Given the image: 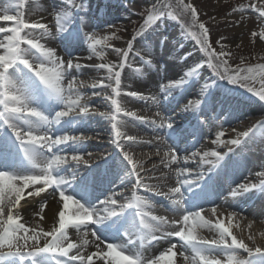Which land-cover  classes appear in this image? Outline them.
<instances>
[{
  "label": "snow or ice",
  "instance_id": "1",
  "mask_svg": "<svg viewBox=\"0 0 264 264\" xmlns=\"http://www.w3.org/2000/svg\"><path fill=\"white\" fill-rule=\"evenodd\" d=\"M30 2L14 0L0 13V264H264V247H252L233 234L231 221L235 211L214 222L203 214L205 204L211 206L214 216L218 207L211 198L213 174L223 167L228 153L217 149L241 146L255 136L257 129L264 131V121L244 131L233 128L236 135L232 139H224L225 131H218L212 140L216 147L210 150L191 151L180 157L178 150L168 147L160 159L167 171L160 175H155V165L146 171L144 162L126 150L139 141L122 131L124 118L128 117L141 124L150 123L154 130L166 128L173 144L181 136L195 137L206 122L202 116L215 112L217 106L223 114L225 105L231 104V90L219 99V82L238 86L264 102V63L244 65L242 61L233 67L229 63L232 53L223 42L226 38L212 41L211 29L201 19L193 0H153L141 14L142 23L125 42L126 47L112 43L121 40L117 33L124 31L114 25H108L115 28L110 34L84 33L88 49L85 57H73L69 50L81 40L85 18L77 13L86 10L82 0H62L65 6L55 12V33L39 19H25V8ZM249 11L260 21L259 30L251 31V39L253 43L257 39L264 42V0H252L247 7H232L227 15L239 14V23L243 24L244 14ZM165 19L177 21L182 34L195 41L202 55L193 58L189 52L181 57L185 64L181 73L158 86L162 103L156 95L125 92L122 73L125 68H133L134 74L142 73V68L130 64L133 54L144 67H154L152 59L135 50V44ZM56 35L65 44L67 59L45 43ZM166 41L167 38L159 39V46L166 47ZM109 49L118 62L108 61ZM82 59L98 62L82 64ZM88 67L104 73L88 86L93 89V96H103L110 102L109 112H98L83 102L85 94L81 89L86 81L78 77ZM206 69L214 78L200 83L201 72ZM125 95L145 104L151 100L158 119L128 111L121 99ZM176 95L186 102L181 106L177 101L170 107ZM177 108L181 113H190L195 124L177 127L174 117L167 114ZM96 115L109 124L111 143L119 150V163L113 159V165L125 177L134 178L130 197L116 190L96 195L95 185H102L106 176L81 175V168L85 173L93 169V154L87 150V142L94 137L85 129L87 121ZM160 154L158 147L156 155ZM110 156L106 153L99 158L107 165ZM256 175L262 177L259 183L230 187L225 202L257 190L264 193V171ZM173 177L174 184H169ZM141 189L170 201L167 208L178 213V218L169 220L154 214L153 200L138 194ZM53 204L51 227L45 228L46 210ZM25 212L35 219L34 223L29 224ZM200 229L214 231L217 236L204 239L198 235ZM247 239L255 244L252 235Z\"/></svg>",
  "mask_w": 264,
  "mask_h": 264
},
{
  "label": "bare ground",
  "instance_id": "2",
  "mask_svg": "<svg viewBox=\"0 0 264 264\" xmlns=\"http://www.w3.org/2000/svg\"><path fill=\"white\" fill-rule=\"evenodd\" d=\"M52 2L54 3L55 0H31V2L28 3L25 8V19L30 21H36L39 19L41 22L47 23L55 33V14L51 12V10H53ZM94 2L97 3V5L98 3L105 4L104 7L106 10L105 12L102 11V14L98 15L95 11H80L77 13V16H83L85 18V24L83 31L81 32L80 42L74 43L69 49L72 52L73 57H85L88 55L87 43L83 40L84 33L96 32L100 35L110 34L108 30L104 29V24H116L115 21L113 22V16L106 12L110 9H113L114 7H118L119 3H111L105 0H94ZM90 15L98 16L96 17L97 19H95L97 21H91L89 18ZM251 16L252 18H255L253 15ZM236 19H238V25L241 24L239 23L241 19L239 14L232 16L229 20L234 21ZM247 21H249V19H247ZM164 31L169 32L168 29H165ZM129 38L130 37L122 38L118 41L114 40L112 43L117 47H126L125 42ZM159 39H163L162 34L159 31H150L146 33L144 37L138 38L135 44V50L139 51L140 54L146 59H152L154 67H144L141 64L139 57H136L134 54L130 56V64L135 67L142 68L143 71L142 73L134 74L133 68L124 69L122 73V87L125 92L136 91L145 97L151 95L161 97V94L158 90L159 84L166 82L169 79L176 78L185 67L184 61L181 59V57L185 56L189 52L192 53L193 58L202 55L201 53H196L193 50V47L189 46L190 42L186 41L185 38L178 34H171L169 36L166 41V47L159 46ZM45 43L47 46L55 48L58 55L63 56L65 59L68 58L65 44L61 41L58 35L45 41ZM180 45H183V47H180ZM187 46L190 48H187ZM251 47H248L247 42H239L236 43L235 50L254 51V47ZM148 53H151V55ZM107 59L108 61L118 62V58L114 53L111 52L110 49L108 50ZM80 62L82 64L91 65L97 63L98 61H86L82 59ZM189 62H191V58ZM209 71L210 69H206L201 72L203 79L200 81V83H202L203 80L210 79ZM72 74L76 75L74 71ZM103 74L104 73H97L94 69L88 67L81 70V74L78 78L86 81V86L81 89V91L85 94L83 102L90 103L98 112H109L111 111L110 102L106 101L103 96H93V89L88 86L92 83L93 79ZM95 91H99V89H95ZM108 91L110 92V90ZM217 91L219 92V99H223L225 92H227L221 85H219V89ZM228 96L231 104L230 106L227 104L225 105L226 110L223 111V114H221L222 109L219 106H217L215 110V118L222 120L217 125L215 132L217 133L220 130L225 131L226 135L224 139H232L235 137L236 133L232 131L233 128H235L237 131H244L246 128L251 127L258 121H264V116L262 115L264 108L262 105L257 104L247 96L244 97L243 94L228 92ZM188 98L193 97L190 96ZM121 99L123 106L128 111H135L137 116L145 117L147 119L156 118L154 117L156 105L153 104L151 100L145 104L141 100L126 95L122 96ZM177 101L180 102L181 106L186 102L185 100L181 99L180 95H176L175 99L171 101L170 107L175 106ZM164 110L165 109L162 107L161 111L163 112ZM209 112L212 113V111ZM167 114L174 117L177 127L181 129L189 128L191 124H195L191 114L181 113L179 108H177L175 111H169ZM203 117L204 116H202L201 119H204L207 116L204 118ZM124 119L126 120V123L122 128V131H124L127 135H133L137 137L139 141V143L134 148H126V150L134 152V158L144 162V168L146 171L151 170L155 165V175H160L162 171H167L166 169H163V166L160 164V159L163 155V151L167 150L168 147H174L176 150H178V155L180 157L189 155L191 151H204L216 147L212 144V140L215 139L216 136L214 135L213 137V131H208L204 129V127L196 131L195 137L181 136L177 138L175 144H173V141L168 140L167 138L168 130L166 128L154 130V126L150 123L141 124L138 121L128 117H125ZM85 131L86 134L94 137L92 140L87 142V150L93 154L90 160L93 161V168L96 165H101L104 163V161L99 158L102 156V154H111L109 157V162L105 167H108L106 172L111 173L112 178L104 181L102 185L99 183L95 185L96 195H100L101 192H106L108 190H116L118 192H123L125 196L130 197L133 190L132 183H134V178L125 177L124 173L113 165V159H115L117 164L119 163L120 153L119 150L116 149L111 143L112 136L107 121H105L99 115L93 116L87 121V128ZM103 131L108 132V134L101 133ZM96 137H99V139ZM157 137H163L164 140L157 139ZM179 141L183 142L182 147L178 146L179 144H177V142ZM252 146V149L247 148V151L245 150L244 153H241L239 155L240 158L238 159L240 162L236 161L235 163H233V161L230 159L232 152L228 151L231 145L217 149L221 152L228 153V155L225 157V161L222 162L223 167H221L218 172L217 169L213 174L215 182L213 184L211 198L216 202L218 207L216 210V216H214L211 211V206L205 204V211L203 214L206 219L214 222L217 217L226 218L229 212L235 211L236 215L231 221L233 234L239 239H244L245 242L249 243L250 246L255 247L261 245L260 242L264 240V193L257 190L245 194L237 200L228 198L227 202H225V197L227 196L230 187H234L236 184L246 182L259 183L260 179H262V177H258L256 173L259 171H264V131H258V139L252 143ZM158 147L161 149L160 156L156 155ZM188 166L192 167L193 169L196 168L195 164H190ZM207 167L208 166H205V170ZM93 171L94 169H92V172L90 173H85L83 168H81V175L92 176ZM151 174L152 173L149 172V175ZM122 178L124 179L123 184H121ZM151 183L155 184L158 183V181H151ZM168 183L174 184V177L169 180ZM166 190V188L162 189V191ZM138 194L149 196L153 200L155 203V207L153 209L154 214L167 216L169 220L178 218V213H173L168 210L167 205L170 203V201H168L166 198L154 196L151 192H147L143 189L139 190ZM54 208L55 205L53 204L49 210H46V220L43 223L45 228L51 227ZM24 215L29 224L35 222V219L31 217L28 212H25ZM198 235L204 239L211 240L216 238L217 233L207 229H200L198 231ZM249 235H252L255 238V244H252L251 241H248L247 237ZM73 239H76L74 234ZM155 250L158 251L159 249Z\"/></svg>",
  "mask_w": 264,
  "mask_h": 264
},
{
  "label": "rangeland",
  "instance_id": "3",
  "mask_svg": "<svg viewBox=\"0 0 264 264\" xmlns=\"http://www.w3.org/2000/svg\"><path fill=\"white\" fill-rule=\"evenodd\" d=\"M111 3H119L118 7H114L113 9L108 10L106 13H109L113 16V22L111 25L116 26L117 28H122L124 31L118 32L117 34L122 38L131 37V35L136 31L139 27L140 23H142V13L148 7H150L153 3V0H105ZM193 2L197 5L201 19L210 27L211 29V39L215 42L216 39L220 37H225L226 39L223 41L228 45L227 51H231L232 57L230 58L229 63L235 67L238 64H241L243 61L244 65H251L255 63H264V42L259 41L258 39L253 43L251 39V31H258L260 26V21L257 15L254 12H246L244 15V23L238 25V19L232 21L229 20L232 16L227 15L232 7H236L239 5H244L247 7L252 0H193ZM14 0H0V13L3 12L5 8H8L10 5H13ZM53 3V2H52ZM82 3L85 5L84 11H95L96 14H102V11L105 12L106 8L105 4L95 3L94 0H82ZM53 10L51 12L55 14L56 10L63 8L65 5L62 3V0H55L52 4ZM98 6V7H97ZM95 8V10H94ZM236 15V14H235ZM253 15L255 18H252ZM98 16H89L91 21L96 22ZM118 17V18H117ZM94 18V19H93ZM214 18V19H212ZM249 19V21H247ZM110 23L104 24V29L108 30L109 33L115 31V28L108 27ZM168 29L169 32L164 31ZM155 31H159L162 34L163 38H169L171 34H178L189 41V46L195 48L196 52H198V46L195 41L191 38L182 34V29L180 24L177 21L171 19H165L162 23L159 24V27L155 29ZM239 42H247L248 47L253 48L254 51H236L235 45ZM251 43V44H250ZM219 51V47L214 44ZM187 46V48H190ZM210 78H214L212 76L211 70L209 71ZM220 85L225 89V91L231 90L232 87L235 88L234 85L232 87H228L227 83L224 84L219 82ZM259 87V85H256ZM239 93L243 94V96H247L249 99H252L257 104H260L264 108V102L259 101L258 98L252 96L251 93L246 92L242 88H238ZM106 110V109H104ZM106 112V111H103ZM264 116V112H262ZM206 127L213 131V137L216 136V128L220 123L218 120L211 118L210 120H206ZM260 131V129H259ZM100 133V132H99ZM101 133H106L103 131ZM99 139V137H96ZM162 140V139H161ZM261 247H264V240L260 242Z\"/></svg>",
  "mask_w": 264,
  "mask_h": 264
}]
</instances>
